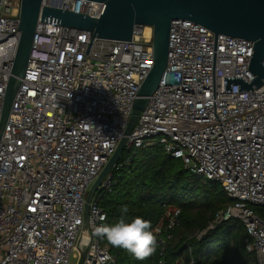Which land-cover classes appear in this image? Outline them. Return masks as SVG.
Masks as SVG:
<instances>
[{"label": "built area", "instance_id": "1", "mask_svg": "<svg viewBox=\"0 0 264 264\" xmlns=\"http://www.w3.org/2000/svg\"><path fill=\"white\" fill-rule=\"evenodd\" d=\"M22 0H0V124L18 45ZM43 7L99 19L105 3L43 0ZM152 29V28H151ZM39 20L25 77L0 138V264H110L94 234L107 215L99 202L120 163L88 194L125 136L138 92L154 67L153 30L131 42ZM254 43L216 37L187 20L172 23L165 75L128 137L125 151L155 139L190 173L221 185L233 201L217 225L240 221L247 249L264 264V86L225 92V78H256ZM124 151V153H125ZM123 158V157H122ZM129 163V162H128ZM181 211L167 206L153 231L164 256ZM158 264H167L161 259ZM191 264H194L192 262Z\"/></svg>", "mask_w": 264, "mask_h": 264}, {"label": "water", "instance_id": "2", "mask_svg": "<svg viewBox=\"0 0 264 264\" xmlns=\"http://www.w3.org/2000/svg\"><path fill=\"white\" fill-rule=\"evenodd\" d=\"M105 3L106 9L99 19L88 15L43 7V0H22L20 13L21 38L14 61L12 75L6 90L0 124V138L12 111L31 54L39 20L94 36L95 38L131 42L138 26L153 30L154 67L141 86L133 105L130 123L119 147L108 166L92 186L86 205V219L90 204L103 179L116 167L125 151L128 137L145 109L148 98L159 87L167 66L171 26L174 21L187 20L205 27L216 37L224 35L254 43L249 71L256 77L251 84L243 78H225V92L239 85V92L253 91L264 86V0H88ZM110 264H116L112 262Z\"/></svg>", "mask_w": 264, "mask_h": 264}, {"label": "trees", "instance_id": "3", "mask_svg": "<svg viewBox=\"0 0 264 264\" xmlns=\"http://www.w3.org/2000/svg\"><path fill=\"white\" fill-rule=\"evenodd\" d=\"M122 162L127 165L115 173L116 185L99 202L107 215L105 225H113L121 217L126 222L140 217L150 222L149 231L153 232L165 207L179 209L181 216L180 227L174 231V240L164 256L156 243L151 256L138 260L103 237L116 264H158L161 259L167 264H258L255 252L247 249V230L238 220L223 222L198 238L220 212L233 205L220 184L190 173L181 160L172 158L155 142L125 151ZM124 207L128 209L126 213L121 211ZM256 210L264 217V208Z\"/></svg>", "mask_w": 264, "mask_h": 264}, {"label": "clouds", "instance_id": "4", "mask_svg": "<svg viewBox=\"0 0 264 264\" xmlns=\"http://www.w3.org/2000/svg\"><path fill=\"white\" fill-rule=\"evenodd\" d=\"M122 212H127L124 207ZM151 224L140 217L126 222L124 217L113 225H101L95 228L94 234L105 237L114 247L123 248L133 254L138 260L151 256L156 250V236L149 231Z\"/></svg>", "mask_w": 264, "mask_h": 264}, {"label": "bare ground", "instance_id": "5", "mask_svg": "<svg viewBox=\"0 0 264 264\" xmlns=\"http://www.w3.org/2000/svg\"><path fill=\"white\" fill-rule=\"evenodd\" d=\"M152 29L150 27H147V32L150 33Z\"/></svg>", "mask_w": 264, "mask_h": 264}, {"label": "rangeland", "instance_id": "6", "mask_svg": "<svg viewBox=\"0 0 264 264\" xmlns=\"http://www.w3.org/2000/svg\"><path fill=\"white\" fill-rule=\"evenodd\" d=\"M157 141H158L157 139L154 140L155 143H156Z\"/></svg>", "mask_w": 264, "mask_h": 264}]
</instances>
